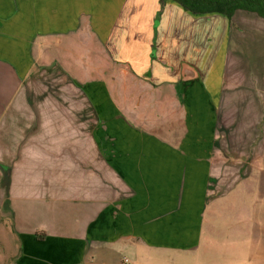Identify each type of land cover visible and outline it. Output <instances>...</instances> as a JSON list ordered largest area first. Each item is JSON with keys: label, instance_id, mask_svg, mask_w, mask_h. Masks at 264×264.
Listing matches in <instances>:
<instances>
[{"label": "crops", "instance_id": "obj_1", "mask_svg": "<svg viewBox=\"0 0 264 264\" xmlns=\"http://www.w3.org/2000/svg\"><path fill=\"white\" fill-rule=\"evenodd\" d=\"M13 1L0 0V31L18 13ZM43 1L35 14L41 18L33 20L52 24L48 37L0 32V215L17 243L15 264H149L140 253L157 240L196 243L188 218L202 200L187 195L208 193L206 183L222 160L217 147L231 151L223 155L227 161L257 147L238 182L245 183L244 194L264 199V18L243 10L230 19L197 14L172 0ZM22 6L16 22L33 17L28 4ZM79 28L108 56L97 60L101 81L79 88L93 124L76 132L59 126L58 115L46 121L54 101L46 111L34 110L22 82L34 64L53 62L61 71L54 50ZM110 66L109 84L131 91L141 84L133 99L139 108L142 102L177 104L169 113L186 129L181 150L156 135L147 140L144 126L150 132L154 126L147 115L128 117L129 98L123 110L115 105L101 74ZM233 114L239 126L230 123ZM126 252L131 263L121 256Z\"/></svg>", "mask_w": 264, "mask_h": 264}, {"label": "rangeland", "instance_id": "obj_2", "mask_svg": "<svg viewBox=\"0 0 264 264\" xmlns=\"http://www.w3.org/2000/svg\"><path fill=\"white\" fill-rule=\"evenodd\" d=\"M16 2L15 11H18V13L9 17V22L4 24L3 30L11 37L27 36L29 38L31 35L48 37L52 24L33 20L34 18H41L35 17V14L37 11H41L38 8H41L46 2L43 0H16ZM24 3L28 4L27 14L32 13L33 17H27L28 20L25 22H16L17 17L24 14L22 6ZM157 21L156 19L155 23ZM3 30L0 32H3ZM87 34L89 35L88 32L86 33L80 28L76 29L75 36L63 38L60 47L55 48L54 51H56L57 57L60 58L58 64L61 71L50 61L49 68L34 64L31 72L22 82L25 94L30 98L32 97L34 110L39 111L38 106L44 108L45 105H49L51 107L48 100L54 101L56 104L54 113L44 115L50 117L46 121L56 122V118L59 116V126L74 128L76 132L85 130L90 127L91 123L93 124V118L91 119L89 115L85 100L81 98L79 88L91 85V82L93 84L94 81H101L100 72L96 70L97 60L103 59V57L106 59L108 56L106 48L99 47L101 49L99 50L94 40L88 41L86 39ZM49 54L52 55V51H49ZM28 64L30 67L29 62ZM0 73H4V71H0ZM102 73L104 75V85L107 88L109 87V90L111 89L115 105L120 110L124 109L123 100L129 98L130 102L127 103L126 111L129 118L135 117L139 120L144 115L148 116V121L154 127H151L152 131L150 132L148 127L144 126L147 140L156 135L163 143H168L172 151L177 152L182 149L183 136L186 131L183 120L177 114L169 113L171 112L170 109H175L177 104L142 102L139 108V103L137 101L134 103L133 99L135 98L134 95L138 94L141 84H138L131 91V87L121 86V82L114 81L112 83L114 87L112 88V80L109 84L106 81V75L110 78L114 77L115 68L110 66V71L106 69L105 72L101 71ZM67 99L72 102H68ZM44 111H46L45 108ZM235 116L239 118L237 114H233L229 118L230 123L239 126V119H236ZM120 119L123 120V116ZM248 137L247 135L246 138ZM219 147H223L221 136ZM217 149L218 147L215 151L219 153L222 160L219 163L217 162L212 170L214 171V178L206 183V185H209L208 193L187 195L189 198L196 195L193 199L195 203L199 199L202 200L197 214L189 215L188 218V222H193L195 226V228L189 229L191 231L188 233L194 235L192 237L195 238L196 243L192 242L189 247L175 246L173 243L165 246L160 243L161 240H157L146 248L147 252H139L147 256L148 259L146 260L149 264H264V199L260 194H244L245 183L238 182L244 180V176L240 172L244 169V164L250 162L254 154H257V147L253 152L248 151L245 153L242 150L238 154L236 153L237 155L242 153L245 155L232 161L224 160L223 157L224 153L232 154L231 151L224 150V152ZM233 155H235V152ZM238 160L243 163H238ZM235 166L238 169L237 172H234ZM239 173L240 175H238ZM108 178L110 180V176ZM253 183L255 184V182ZM113 185L115 191L120 193L121 191L115 183ZM175 185L179 186L178 183ZM195 185V183H192L189 184V187L196 189L194 188ZM234 185H237L235 189L239 187L238 191L234 189L231 194H222L233 188ZM153 196L162 198L165 194H153ZM179 204L180 202L176 206L178 209ZM8 227V224L0 215V264H15L18 253L16 240L10 235ZM176 236H178L177 240L182 242L181 239L184 236L175 233ZM175 237L173 236V239ZM115 255V252H109V256L114 257ZM121 256L127 257L130 263L134 261L132 254L129 252L123 253ZM167 259L172 261L167 263L165 261ZM205 260L210 262H205Z\"/></svg>", "mask_w": 264, "mask_h": 264}, {"label": "trees", "instance_id": "obj_3", "mask_svg": "<svg viewBox=\"0 0 264 264\" xmlns=\"http://www.w3.org/2000/svg\"><path fill=\"white\" fill-rule=\"evenodd\" d=\"M163 1V0H161ZM192 13H220L229 19L237 10L264 18V0H172Z\"/></svg>", "mask_w": 264, "mask_h": 264}, {"label": "built area", "instance_id": "obj_4", "mask_svg": "<svg viewBox=\"0 0 264 264\" xmlns=\"http://www.w3.org/2000/svg\"><path fill=\"white\" fill-rule=\"evenodd\" d=\"M124 261H125V262H127V260H126V259H124Z\"/></svg>", "mask_w": 264, "mask_h": 264}]
</instances>
